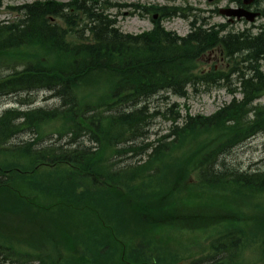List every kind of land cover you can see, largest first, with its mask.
<instances>
[{
    "label": "trees",
    "instance_id": "trees-1",
    "mask_svg": "<svg viewBox=\"0 0 264 264\" xmlns=\"http://www.w3.org/2000/svg\"><path fill=\"white\" fill-rule=\"evenodd\" d=\"M176 7H162V17L175 16ZM9 9L23 17L0 21V70H11L0 79V91L25 79L36 81L37 75L58 82V74L66 72L73 81L74 104L59 113H26L22 119L33 122L35 134L49 122L59 123L56 142L39 147V136H35L36 146L28 149L20 143L10 144L6 137L26 124L16 125L12 113L0 116L5 129L0 133V231L7 216L17 217L26 223L19 230L26 226L23 231L37 241L29 244L36 252L33 255L5 243H0V255L8 254L12 264H33L25 256L33 257L36 264H175L172 253L164 254L162 241L155 239L158 230L226 223L227 231L211 242L210 253L190 264H246L241 256L249 234L258 241L257 264H264V170L244 175L232 169L234 173H227L230 164L222 160L225 150L264 131V72L260 64L248 68L246 59L259 55L253 45H264V28L254 35L223 33L226 24L211 25L184 8L180 17H191L186 35L166 30L159 21L151 30L133 35L121 32L114 20L86 6L82 12L78 7L74 12L67 10L64 14L69 17L64 19L68 27L70 17L74 21L84 14L90 21L89 26L85 24L89 35L67 40L76 24L62 27L47 17L66 10V3L37 0ZM99 21L113 26L110 34L117 42L106 40L112 46L105 42L109 50L97 59L86 52L76 61L66 50H97L100 39L95 24ZM39 35L43 42L38 41ZM247 48L254 51L249 53ZM216 51L223 57L222 65L215 68L212 62L204 69L208 56ZM110 52L114 55L106 58ZM109 61L128 71L74 79V64L94 70ZM223 83L230 85L227 89L233 94L229 102L210 115L187 112L181 125L177 115L167 134L141 147L131 141L156 115L148 105L114 120L93 118L127 99L137 104L154 91L186 97L188 87L196 90L199 85ZM137 92L142 95H135ZM99 126L102 133L97 131ZM80 131L96 139L95 152L84 154L70 141ZM65 136L69 139L58 144ZM130 152L144 158L113 170V158ZM44 165L49 169L40 170ZM191 175L200 187L197 192L189 185ZM253 198L261 203L255 211L241 207V202ZM75 215L82 217L71 221ZM140 231L151 235L146 251L125 238L137 240Z\"/></svg>",
    "mask_w": 264,
    "mask_h": 264
},
{
    "label": "rangeland",
    "instance_id": "rangeland-1",
    "mask_svg": "<svg viewBox=\"0 0 264 264\" xmlns=\"http://www.w3.org/2000/svg\"><path fill=\"white\" fill-rule=\"evenodd\" d=\"M36 0H1L0 5V20H12L15 17L8 9V6H21L23 4H30ZM59 2L66 3L68 0H57ZM88 5L94 4V7L98 11H104V16L106 15L109 19L116 21V25L120 28L121 31L126 33L139 34L143 31L151 29L153 23L151 22V14H145V11L142 9L137 10L134 5L143 6L145 8L153 7H162L166 5H182L189 4L197 9L203 10V12L197 13L201 17L206 18V22L209 24L213 23H222L226 21V18L221 16L218 13L208 12V4L205 0H83ZM111 2L107 4L106 2ZM223 5V4H221ZM260 6L264 9V0H261ZM205 9V11H204ZM191 17L182 18V17H172V18H163L161 24L167 30L174 31L179 35H186L189 30V20ZM56 23L62 27H67L65 24L54 20ZM264 25V17L258 18L253 25L246 23L245 21H233L228 25L226 30H233L234 32L244 29L245 27H250L254 32L258 30L256 26ZM68 28V27H67ZM79 35L81 34L82 28L79 27ZM212 61H216V58L211 56ZM210 65H205L209 67ZM21 68V65L17 67ZM264 71V65L262 66ZM10 72L9 70L2 69L0 74H6ZM229 84L223 83V85H199L196 86V90L189 89L186 97H178L168 92L160 93L159 95L152 97L149 100V108L151 112H157L154 119L151 121L148 126V139L146 142H154L157 138L161 137L164 134H167L172 123V117H176V113L180 115L179 124H182L185 117L186 110L190 115L203 114L210 115L216 111L223 104L229 102L233 96L231 90H228ZM240 97V94L236 95ZM14 100L12 98H2L0 100V113L8 106L10 102ZM52 100L45 99V95L41 94L38 96L37 102L34 104L37 106H42L46 108L53 107L55 104ZM34 106V107H35ZM55 125L51 124L46 126L44 130L41 128L43 140L38 144L39 146L47 145L56 140L57 135L52 134L55 130ZM26 135L23 133L18 134L14 138V142H19L17 140L24 139ZM172 137L167 140H171ZM69 139V136L62 138L58 144H64ZM225 162L232 164L234 167L242 168L244 170L259 169L264 170V135L256 136L255 138L246 141L244 144L240 145L237 149L233 151L232 154H225ZM139 156L134 157L132 154H126L122 156L115 157L114 170L120 167H125L128 164L133 163L135 160L139 159ZM191 183L193 181L191 180ZM261 204L255 198L252 201L246 200L241 202V207L245 210L252 212L257 209V205ZM264 204V203H263ZM84 215V214H82ZM82 215H75L70 218L71 221L76 222L79 220ZM19 219L13 216H7L4 220L8 227L17 225ZM223 225H220L215 228H210L206 231L198 230L195 232H182V233H172L167 232L169 235L173 236L175 240H172V250L178 253L177 264H187L189 260L187 257L194 256L197 257L198 254H202L204 250L208 247L209 241L220 234L223 233ZM245 230L249 231V227H245ZM26 236V235H25ZM130 243L134 245H140L146 251L150 248V237L146 236L143 238H138L137 240L127 238ZM257 238L252 234H249L243 249V256L246 264H255L254 260L256 258V253L258 254V243ZM23 247L24 244H23ZM180 252V253H179ZM0 264H10L8 262H0Z\"/></svg>",
    "mask_w": 264,
    "mask_h": 264
},
{
    "label": "bare ground",
    "instance_id": "bare-ground-1",
    "mask_svg": "<svg viewBox=\"0 0 264 264\" xmlns=\"http://www.w3.org/2000/svg\"><path fill=\"white\" fill-rule=\"evenodd\" d=\"M37 1V0H36ZM70 2H78L80 0H69ZM62 3V2H60ZM179 12L175 15V16H180L183 14L184 12V7L182 8V6H177L176 7ZM179 8H182L181 10ZM57 15H48L47 17L50 16L52 22H55V19H58L59 22L66 24L65 19H67L69 16L64 14V12H66V10L64 9L62 12L58 11ZM35 15H40L39 12H37ZM66 16V17H65ZM22 14H17V18H22ZM37 17L38 16H34ZM54 17V18H53ZM65 17V19H64ZM73 17H70V20L68 22V27H73V24H76V19L73 21ZM58 24V23H57ZM95 28L96 31L98 33V37L100 39V46L97 47V50H93V51H85L84 49H75V50H69L68 52L66 50L67 54H73V56L75 57V60L77 61V59L79 57L82 56V54L84 53H89L91 54L92 58L97 59L99 58L102 54L103 51L107 52L109 50L108 44H106L105 42H107L106 40H113L114 42H117L115 36H113V34H110V28H113L112 25H108V27L106 26V24L104 22L99 21L97 24H95ZM75 26V25H74ZM50 27V26H47ZM53 27V26H52ZM121 31V30H120ZM123 32V31H121ZM126 33V32H123ZM133 34V33H131ZM134 35V34H133ZM109 37V38H108ZM45 39L44 37L39 35V42H43ZM111 45L110 42H107ZM112 46V45H111ZM253 47H255L258 51L256 53H258L259 55L253 54L252 56H247L246 59H248V68H251L253 66V68L256 65H259L260 62L264 61V45H260L258 43L254 44ZM111 50V49H110ZM75 51V52H74ZM247 51L249 53L253 52L254 50L252 48H247ZM65 52V51H64ZM255 53V52H254ZM243 55H246L247 52H242ZM104 55V54H103ZM114 55V52H110L105 54L106 58H109L111 56ZM70 57H72L70 55ZM88 66V65H87ZM258 67V66H257ZM90 68V67H89ZM128 67H126L124 69V71H122V65L118 64L115 61H109L108 64H102L100 66H96V69L92 70V69H88L85 66H79L77 64H74L71 68L72 73L74 74V79L77 78H85L88 76L92 75H96L100 72L103 73H108V74H115V75H123L125 74L128 69ZM5 75L0 74V79L4 78ZM36 81L32 80V79H25L23 80L22 83H18L15 87H12L10 89H3L2 91H0V100H2V98H12L14 100H12L10 102V106L6 107L1 113L0 116L6 114V113H12V116L16 117L14 122L16 125L20 126L22 124H26L23 127H20L19 131H15L13 134H10L9 136L6 135V137H8V140L10 141V144H16L20 145V147L22 148H31L36 146V141H35V129L33 127V122L32 121H23L22 117L24 118V115H26V113L32 112V111H36V110H43V111H57V113L59 112H64L69 110L70 108H72L74 101L72 99V86H73V81L72 79L68 76V74L65 72H61L58 74V76L56 77L53 83L49 82L47 78L42 77L41 75H37L36 76ZM21 82V81H20ZM1 84V82H0ZM157 92V93H156ZM154 91L155 94H147L145 95V97L148 98H140L139 103L137 104H132L130 101V99H127L125 101H123L121 103V105H116L114 107H111L110 109H104L102 110L100 113L97 114H93V118L94 120L97 119V121H106L108 119L114 120L117 119L119 117H122L125 114H128L131 110L136 109L138 107H142L144 105H148L149 100L152 97H155L157 95L160 94V92L158 91ZM41 94L45 95V99L48 100H52L53 102H55L53 107L50 108H46V107H42V106H35L34 104L37 102V98L38 96H41ZM135 95L140 96L142 95L140 92H137ZM35 106V107H34ZM149 107V106H148ZM154 119V117H152V120ZM149 121L148 125L146 127L143 128V132L142 131H137L136 134L134 135V140L131 141L132 144H134L135 146H139L141 147L143 145L144 142H146V140L148 139V126L150 125L151 121ZM30 123V124H28ZM4 127L0 125V133L3 134L5 132H3ZM97 131L102 133L103 132V127L99 126L97 127ZM23 133V135H26L24 137V139H20L17 140L19 142H14V138H16L18 136V134ZM264 135V131L258 133L256 136H263ZM256 136H254L253 138H255ZM98 139V137H97ZM43 140L40 139L37 141V145H39L38 143ZM56 140H54L53 142H56ZM71 142H74L77 146H80V151L84 154H90L95 148L97 149V141L96 139H94L93 136L88 135L82 131L76 133L75 135H73L70 139ZM41 143V142H40ZM52 143V142H51ZM245 143V142H244ZM242 143V144H244ZM240 143L238 144H234L233 147L227 149L224 151V154H232L233 151L235 149H237L238 147H240V145H242ZM223 159L225 160V155H223ZM228 164V163H227ZM237 170L238 174H243L244 175L246 173H263V171H260L259 169H250V170H244L242 168H237L234 167L232 164H230V166L227 167L226 172L229 173L230 171L232 173H234L235 171L233 170ZM7 255H0V262H8L10 264H12L10 261H8L7 259ZM6 260V261H5Z\"/></svg>",
    "mask_w": 264,
    "mask_h": 264
},
{
    "label": "water",
    "instance_id": "water-1",
    "mask_svg": "<svg viewBox=\"0 0 264 264\" xmlns=\"http://www.w3.org/2000/svg\"><path fill=\"white\" fill-rule=\"evenodd\" d=\"M242 1L244 4H249L254 0H242ZM221 14L226 15V16H231V17L235 16L237 18L244 16L247 20H250V21H252L254 19L255 15H257L255 13H251L249 11H246L245 9H243L241 7L235 8V9H233V8L224 9L221 11Z\"/></svg>",
    "mask_w": 264,
    "mask_h": 264
},
{
    "label": "flooded vegetation",
    "instance_id": "flooded-vegetation-1",
    "mask_svg": "<svg viewBox=\"0 0 264 264\" xmlns=\"http://www.w3.org/2000/svg\"><path fill=\"white\" fill-rule=\"evenodd\" d=\"M211 2V1H210ZM222 2H224V6H226V5H231L232 4V2H230V1H228V0H221V1H219V3H222ZM218 3V4H219ZM218 4L216 3V0H212V2L209 4L210 5V11H215L216 9V7L215 6H217L218 7ZM236 5H237V3H235ZM255 7V5L253 6V8Z\"/></svg>",
    "mask_w": 264,
    "mask_h": 264
}]
</instances>
